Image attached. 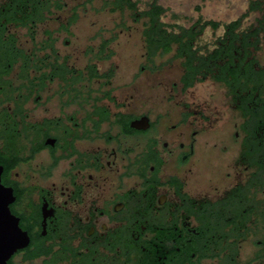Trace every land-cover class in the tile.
<instances>
[{"label": "flooded vegetation", "instance_id": "flooded-vegetation-1", "mask_svg": "<svg viewBox=\"0 0 264 264\" xmlns=\"http://www.w3.org/2000/svg\"><path fill=\"white\" fill-rule=\"evenodd\" d=\"M112 1L0 0L4 263L264 264V0Z\"/></svg>", "mask_w": 264, "mask_h": 264}, {"label": "rangeland", "instance_id": "rangeland-1", "mask_svg": "<svg viewBox=\"0 0 264 264\" xmlns=\"http://www.w3.org/2000/svg\"><path fill=\"white\" fill-rule=\"evenodd\" d=\"M141 4H147L151 0H139ZM157 3L163 6L166 10L167 19L165 21H170V17L178 16L182 18L184 23H187L184 20L186 17L192 16H204L207 18H218V19H229L239 16L246 10V6L251 0H156ZM101 0H93V3L90 5L91 8L88 9V18L93 17H103V18H118L119 16H128L127 13H109L107 10L101 8ZM95 9L96 11H93ZM116 22V21H115ZM108 24V23H107ZM108 26V25H107ZM129 27L133 26L128 24ZM86 27H91L86 25ZM96 30L90 28V32ZM133 34L135 31L132 29L130 31Z\"/></svg>", "mask_w": 264, "mask_h": 264}, {"label": "water", "instance_id": "water-1", "mask_svg": "<svg viewBox=\"0 0 264 264\" xmlns=\"http://www.w3.org/2000/svg\"><path fill=\"white\" fill-rule=\"evenodd\" d=\"M1 187V186H0ZM9 211L7 207L5 209L0 208V225L5 224L9 220ZM13 231H0V264H3L6 257L17 248H21L27 242V236L21 232L17 223L14 224Z\"/></svg>", "mask_w": 264, "mask_h": 264}, {"label": "trees", "instance_id": "trees-1", "mask_svg": "<svg viewBox=\"0 0 264 264\" xmlns=\"http://www.w3.org/2000/svg\"><path fill=\"white\" fill-rule=\"evenodd\" d=\"M155 1V0H154ZM112 3L117 7H122L123 4H126L130 11L135 15V3L131 2V0H114ZM164 9L158 5H156L155 2H153L143 13V15H146L151 18V22L156 25V18L159 16V14L163 13ZM164 33V31H163ZM169 49V46L164 47V51H167Z\"/></svg>", "mask_w": 264, "mask_h": 264}]
</instances>
